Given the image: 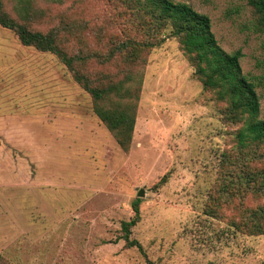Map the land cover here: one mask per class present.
<instances>
[{
	"label": "rangeland",
	"instance_id": "374dc122",
	"mask_svg": "<svg viewBox=\"0 0 264 264\" xmlns=\"http://www.w3.org/2000/svg\"><path fill=\"white\" fill-rule=\"evenodd\" d=\"M174 1L242 52L264 119V32L249 0ZM31 15L29 28L56 32L94 85L140 88L136 124L125 150L59 57L0 25V264H264V232L249 221L264 207V146H240L243 122L204 88L171 28L108 59L149 37L133 0H37ZM137 198L142 251L122 238Z\"/></svg>",
	"mask_w": 264,
	"mask_h": 264
},
{
	"label": "trees",
	"instance_id": "16d2710c",
	"mask_svg": "<svg viewBox=\"0 0 264 264\" xmlns=\"http://www.w3.org/2000/svg\"><path fill=\"white\" fill-rule=\"evenodd\" d=\"M15 1V8L25 22L21 23L12 17L6 10L4 1L0 0V25L14 31L23 45L57 55L69 68L75 81L92 96L95 114L113 133L118 144L125 150L129 149L136 124L135 100L139 98L140 88L125 86L120 80L106 85H94L89 76L75 68L74 63L78 58L69 56L60 47L56 32L44 33L29 28L26 21L32 17L31 11L37 0ZM133 1L137 10L143 14L140 17L150 31L149 37L139 43L131 40L118 43L108 59L116 52H125L133 57L137 48L155 47L164 39H158L163 29L170 27L168 35L179 38L183 51L195 66L194 74L201 80L204 88L215 90L218 99L228 103L230 113L243 122L236 134L240 146H264V119L260 117V96L255 82L242 71V52L224 50L212 31L210 17L198 12L187 2ZM249 4L256 16L257 29L264 32V0H249ZM164 180L165 177L161 182ZM133 210V217L122 222V238L129 248L138 247L142 251L141 243L131 237V228L141 219L139 198L133 202ZM249 221L254 224L256 232H264V207L252 210ZM148 261L149 264H156Z\"/></svg>",
	"mask_w": 264,
	"mask_h": 264
},
{
	"label": "water",
	"instance_id": "95a60500",
	"mask_svg": "<svg viewBox=\"0 0 264 264\" xmlns=\"http://www.w3.org/2000/svg\"><path fill=\"white\" fill-rule=\"evenodd\" d=\"M143 195H144V191L143 190H140L139 196H143Z\"/></svg>",
	"mask_w": 264,
	"mask_h": 264
}]
</instances>
